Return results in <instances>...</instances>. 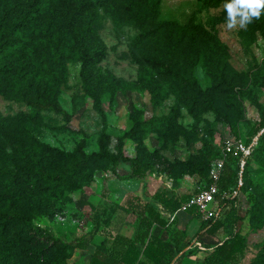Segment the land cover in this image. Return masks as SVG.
<instances>
[{
	"label": "rangeland",
	"instance_id": "374dc122",
	"mask_svg": "<svg viewBox=\"0 0 264 264\" xmlns=\"http://www.w3.org/2000/svg\"><path fill=\"white\" fill-rule=\"evenodd\" d=\"M121 2L0 0V164L17 168L13 175L0 172V210H8L1 195L8 190L23 214L12 221L0 216V264H89L103 237L134 232L137 216L127 211L128 199L157 204L159 191L185 200L207 180L224 141L244 140L264 114V16L228 30L223 0H158L155 12L144 5L126 12ZM22 16L28 26L4 41ZM83 49L97 53L85 61ZM135 56L154 58L199 86ZM22 91L55 99L70 121L33 108ZM133 116L152 118L122 145L142 174H133L128 161L99 156L58 182L47 177L69 164L66 152H75L82 138L87 151L97 150L103 128L116 150ZM251 156L246 184L226 206H238L242 217L228 212L216 233L197 239L204 248L194 242L195 232L208 218L179 209L171 220L174 210L159 207L169 223L152 231L170 240V264H202L212 244L233 231L244 235L246 247L229 264H264V137Z\"/></svg>",
	"mask_w": 264,
	"mask_h": 264
},
{
	"label": "trees",
	"instance_id": "16d2710c",
	"mask_svg": "<svg viewBox=\"0 0 264 264\" xmlns=\"http://www.w3.org/2000/svg\"><path fill=\"white\" fill-rule=\"evenodd\" d=\"M208 1L211 3H217L219 0ZM142 5H144L146 10L155 12L158 8V0H122L121 2V6L126 12H134L135 6L141 7ZM30 8L31 7H29V9ZM153 20L154 15L151 14L148 17L149 29L154 27ZM28 24L29 21L23 16L20 18H15L13 20L12 28H10L6 35L2 38L4 41L11 42L14 39V35L12 33L13 30L19 27H26ZM79 53L83 60L88 61L94 58V53H97V51L83 49ZM135 59L158 66L163 72L170 73L179 78L183 84H189L194 87L199 86L195 78L186 77L182 73L172 70L170 67L162 64L154 58L149 56H135ZM16 69L19 76L22 79L25 78L20 62L17 63ZM219 81L229 84V81L224 77H220ZM20 98L35 109H52L56 112H61L65 122H69L72 117V114L64 109L58 101L46 94L30 97L24 91H22ZM151 119L152 118L143 119L133 116L131 126L117 136L116 150L109 149L108 144L110 142V135L104 128L101 129L97 135V150L87 151L85 149L84 139L82 138L77 142L75 152H66V155L70 158L69 164L61 167L56 172H47V177L53 182H58L64 177L66 173L75 171L77 168L86 165L91 159L99 156L107 157L113 164H116L119 160L128 161L132 165L133 174H142L143 168L141 164L134 160L133 157L126 155L123 152L122 145L125 138H134L141 127L148 123ZM254 135H257V139L252 145L251 151L248 155H244L242 151H235L232 149L224 152L221 148L220 156L224 157V164L219 185L221 188L227 190L235 189L236 194L220 200L219 206L223 209L222 217L208 218L203 223H201L195 232L196 240L199 239L204 233H216L223 225L228 212H234L235 218L242 217L238 206L231 204L227 210L226 206L228 205L230 199L237 198L239 191H241V189L246 184V171L249 169L251 162L254 161L251 156L252 152L259 144L260 140L264 137V114H261L259 120L251 127L250 134L244 138L245 143L250 144ZM242 159L244 161L241 167L240 163ZM189 160L194 165L196 171L202 170L199 163L196 162L194 155H190ZM236 164L240 166V169L235 166ZM16 171L17 168L15 167L9 168L0 164L1 173L13 175L16 173ZM239 179H241L240 184ZM1 195L7 199L8 210L7 212L0 210V216H3L6 221L22 218L23 214L18 210L16 198L13 196V194L8 190H4L1 192ZM248 197L253 198L254 196L250 192ZM153 198L160 202L163 207L169 210L177 209L181 203L180 198L173 195L169 196L159 191L154 192ZM126 209L129 212L135 213L137 216V224L133 234L128 235L122 232H116L110 236L103 237L92 250L89 264H170L173 257L171 256V259L167 258V256L171 253L170 240L163 238L152 231L153 224L157 225L158 227H166L169 223L168 219L161 214L156 204L152 203L150 200L138 202L133 199H128V205L126 206ZM104 211L105 210L103 208L99 215H103ZM104 219L105 222L108 223V216H106ZM85 244L86 240L78 241L79 246H84ZM245 247L246 241L244 235L240 231H233L230 235L224 237L220 242L212 244V248L205 256L202 264H229L235 258L236 254L242 252Z\"/></svg>",
	"mask_w": 264,
	"mask_h": 264
},
{
	"label": "built area",
	"instance_id": "2783aa9c",
	"mask_svg": "<svg viewBox=\"0 0 264 264\" xmlns=\"http://www.w3.org/2000/svg\"><path fill=\"white\" fill-rule=\"evenodd\" d=\"M256 139L257 135H254L250 144H246L245 141L241 138H237L235 140L226 139L223 143L222 149L224 152L231 149L235 151L239 150L242 151L244 155H248L251 151L252 145L256 142ZM243 161L244 160L242 159L240 163L241 167L243 165ZM223 164V156H219L211 162L208 168L207 180L201 186H199L192 194H190V196H188L185 200L181 201L180 206L174 210L173 216H170L171 220L174 217V214L179 209H193L194 211L199 212L206 218L222 217L223 209L219 206L220 200L225 197H229L236 194L235 189L227 190L221 188L219 185V180L223 171ZM240 183L241 179H239V184ZM59 217L63 218V216ZM194 242L204 248L200 241L195 240Z\"/></svg>",
	"mask_w": 264,
	"mask_h": 264
},
{
	"label": "clouds",
	"instance_id": "9594fccd",
	"mask_svg": "<svg viewBox=\"0 0 264 264\" xmlns=\"http://www.w3.org/2000/svg\"><path fill=\"white\" fill-rule=\"evenodd\" d=\"M222 8L228 30L246 29L264 16V0H223Z\"/></svg>",
	"mask_w": 264,
	"mask_h": 264
},
{
	"label": "crops",
	"instance_id": "0c3cea01",
	"mask_svg": "<svg viewBox=\"0 0 264 264\" xmlns=\"http://www.w3.org/2000/svg\"><path fill=\"white\" fill-rule=\"evenodd\" d=\"M156 203H157V204H156L157 208H158L159 210H161L159 207H163L162 204H161L160 202H158V201H156ZM167 219H168V218H167ZM169 219H170V218H169ZM169 219H168V221H169ZM156 226H157V225L153 224L152 229L156 228ZM157 227H158V226H157ZM134 231H135V230H134ZM113 233H114V232H113ZM155 233H156V232H155ZM132 234H133V233H132ZM132 234H131V235H132ZM157 234H158V233H157ZM129 235H130V234H129ZM158 235H160L161 237H163L161 234H158ZM163 238H165V237H163ZM221 240H222V239H221ZM221 240H220V241H221ZM220 241H217V242H220Z\"/></svg>",
	"mask_w": 264,
	"mask_h": 264
}]
</instances>
